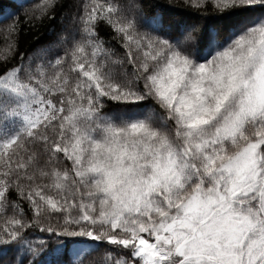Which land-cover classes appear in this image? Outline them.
I'll return each mask as SVG.
<instances>
[{
	"label": "snow or ice",
	"instance_id": "obj_1",
	"mask_svg": "<svg viewBox=\"0 0 264 264\" xmlns=\"http://www.w3.org/2000/svg\"><path fill=\"white\" fill-rule=\"evenodd\" d=\"M169 4L0 7V264H264V0Z\"/></svg>",
	"mask_w": 264,
	"mask_h": 264
},
{
	"label": "trees",
	"instance_id": "obj_2",
	"mask_svg": "<svg viewBox=\"0 0 264 264\" xmlns=\"http://www.w3.org/2000/svg\"><path fill=\"white\" fill-rule=\"evenodd\" d=\"M64 2L65 5H67L71 2V0H64ZM138 2L144 6L143 10L146 16H152L156 14L163 15L166 24L175 23L177 20H179V14L189 15L188 13H183L182 9L175 10L173 13L168 14L162 11V9L155 7L156 5H163L165 8H170L171 5L169 4V0H138ZM35 3H39V0H0V7L17 10V5H23V7L19 9V13L21 21H24V9L30 8ZM48 23V21H44L43 23L36 22L35 27L22 23L18 38L19 50L25 51L35 46L37 42H44L50 39L49 32L47 30ZM101 35L107 39L110 35V32L102 31ZM3 43V37L0 36V46H2ZM12 62L14 63L15 61Z\"/></svg>",
	"mask_w": 264,
	"mask_h": 264
}]
</instances>
